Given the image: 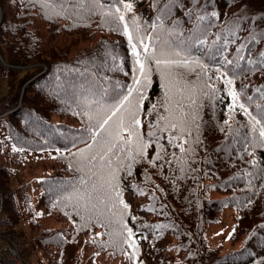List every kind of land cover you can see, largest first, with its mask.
<instances>
[{
  "label": "trees",
  "instance_id": "1",
  "mask_svg": "<svg viewBox=\"0 0 264 264\" xmlns=\"http://www.w3.org/2000/svg\"><path fill=\"white\" fill-rule=\"evenodd\" d=\"M147 1L96 0L87 5L96 7L88 18L79 10L71 11L72 0H61L63 9L58 0H0L5 12L0 23V55L14 65L6 67L5 73L32 69L26 72L27 81L45 67L49 73L26 87L21 108L10 114L17 116L10 126L16 129L17 123H23L26 130V134L16 130L19 135L13 139L21 147L15 152L19 159L30 152L51 153L56 173L40 179L39 206L53 208L57 217L73 224L31 237L29 243L46 256L55 252L54 264H80L81 255L74 249L81 244L95 250L89 264H100L95 260L98 256L122 258L127 264H264V147L252 130L260 125L254 126L239 109V103H244L259 119L264 107V0ZM124 4H130L131 10L125 11ZM109 5L121 9L127 28L122 23L114 30ZM35 9L41 11L45 38L30 31L36 24ZM97 33H102V43L75 53L45 44L61 36L90 40ZM138 36L146 37L153 49L161 47V40L169 41L189 64L162 69L150 63L146 87L141 89L143 99L135 93L131 98L139 114L140 141L146 147L140 154L137 138L124 132L132 142L134 159L125 156L115 170L119 196L112 197L101 216L73 198L80 178L86 175L80 170L82 161L90 154L88 149L95 150L89 136L96 121L85 111L88 104L95 108L97 101L115 104L135 87L137 57L132 44H137L138 51L143 47ZM141 56L146 54L141 51ZM168 72L178 73L183 83L192 82L193 91L178 84L166 88ZM2 79L0 74V85ZM139 79L144 80L143 76ZM229 79L232 85L226 83ZM205 81L210 87L202 94L200 86ZM13 87L10 97L17 102L18 87ZM230 90L238 94L234 107ZM194 95L199 107L192 104ZM17 105L11 104L6 111ZM24 109H32L25 118L35 121L19 116ZM2 111L5 107L0 103V115ZM169 137L175 138L173 143ZM7 172L0 164V192L5 197L2 221L6 229L17 233L19 223H33L32 217L37 218L39 212L21 211L16 192L3 182ZM225 208L234 211L230 243L237 245L228 251L223 245L210 246L206 236L209 219ZM128 229L132 236L124 242ZM30 244L23 253L26 258Z\"/></svg>",
  "mask_w": 264,
  "mask_h": 264
},
{
  "label": "snow or ice",
  "instance_id": "2",
  "mask_svg": "<svg viewBox=\"0 0 264 264\" xmlns=\"http://www.w3.org/2000/svg\"><path fill=\"white\" fill-rule=\"evenodd\" d=\"M35 2H39V0H35ZM58 2H61V0H58ZM95 2L96 0H72L75 7L71 11L75 13L79 10L81 15L86 13L87 17L91 18L96 11V7L89 8L87 5H94ZM119 2L120 0H117V3ZM61 8L63 9V2H61ZM123 8L125 11H130L131 5L124 4ZM108 14L110 15L111 22L116 25L114 30L121 27L122 23L125 21V16L121 14V9L114 7V5H109ZM107 22L106 20L105 23ZM127 26V23H123L124 28H127ZM128 38L130 42L133 39L131 34H129ZM136 39L143 47L138 51L137 44H132L133 55L137 57L135 61L137 75L133 76L135 87L128 89L127 93L122 98L118 99L115 104L102 105L97 101L95 108H92V105L88 104L85 111V115H88L90 120L96 121L93 126L94 130L89 136V140L94 142L93 147L95 150L93 151L91 148L88 149L90 154L82 161L83 168L80 170L86 171V175L80 178L79 186L74 191L73 198H76L78 203L83 201L84 203L81 206L85 210L98 212L101 216L108 210V203L112 200V197L115 195L118 198L119 196L114 184L115 170L119 169L125 156L134 159V157H131L130 151L132 142L125 139L124 132L127 131L129 136H135L137 138V141H139L137 147L139 148L140 154H142L143 148L146 147V144L140 141L138 134V127L140 126L139 114L138 111L131 106V98L135 93L136 96L143 99L141 89L146 87L147 77L150 72V63H154L157 67L162 69L185 68L189 64L188 58L181 57L180 53L172 48L169 41L161 40V47L153 49L150 44L146 42V37L138 36ZM141 51L145 53L146 56L142 57ZM157 53H159V55ZM105 55L111 56V53L106 52ZM192 63H198V61H192ZM140 76H143V82L139 79ZM178 76V73L168 72V83H166L165 87L168 88L172 84H178L185 90L193 91L192 82L183 83V78H178ZM197 83H199V81ZM226 83L232 85L233 81L229 79ZM209 87L210 85L205 81L200 86V93L207 94L206 90ZM229 95L233 98L234 107L238 94L230 90ZM261 98H264V90L261 91ZM209 99H211V95H209ZM252 99V97H248V100ZM192 104H197V97L195 95L192 97ZM257 106L260 107V105ZM197 107H199L198 104ZM239 109L245 115L250 116L254 126L260 125L259 128L253 127L252 130L257 132L259 145L264 147V124L261 123V121L264 120V107H261V116L259 119L257 116L248 112L244 103H239ZM88 110H91V115H89ZM229 110L231 111L232 108ZM172 127L176 128L178 125L173 124ZM174 139V137H169V143H173ZM85 143H87V141H85ZM249 143L250 146H255L251 144V141H249ZM77 154L84 156L83 152H78ZM118 154L120 155L118 156ZM157 158H159V154ZM114 165L115 169L113 167ZM128 174H130V170ZM124 207L126 208L127 205H124ZM127 233L126 237H122L124 242H127L131 238L132 230L128 229ZM229 238L232 237L230 236ZM129 246L135 247L134 244ZM129 258L131 259L132 257L130 256Z\"/></svg>",
  "mask_w": 264,
  "mask_h": 264
},
{
  "label": "rangeland",
  "instance_id": "3",
  "mask_svg": "<svg viewBox=\"0 0 264 264\" xmlns=\"http://www.w3.org/2000/svg\"><path fill=\"white\" fill-rule=\"evenodd\" d=\"M86 39L78 40L75 37L73 39L64 38L61 36L60 40L62 42L66 41V43L59 45L65 47V51L68 50L72 53H75L82 48H88L91 45H97L99 41H101L102 43V33L91 35L90 40H88V38ZM59 56H61V54ZM0 62L4 63L1 57ZM6 67L7 65H4L3 68L0 69L1 78H3V81L0 85V103L3 107H6L5 105L8 103L7 108L13 103L19 104V106H21L22 96L25 92V89L26 87L31 86V80L27 81L26 76L27 74L32 72L30 71L32 69L26 71L20 70L5 73L6 71H4V69ZM28 71L30 72L26 73ZM8 81L11 83V85H16L18 87L16 88L17 97H19V99H17V102H14V98L10 97V94L14 87L9 86L10 83H8ZM17 82L20 83L17 85ZM3 84H6V86H4ZM4 101L7 103H5ZM14 109L16 110L18 108L15 107ZM2 114L3 113H1V115ZM15 118H17V116L11 117V115L7 112H5V117L1 116L2 121H0V164H3L4 168L8 170L7 177L3 178V182L11 190L16 192L15 197H17L20 206L23 207L21 208V211H24V213L26 214L28 213L29 209H31L33 212H39V216L37 218L32 217L33 223L27 221L23 222L21 225L20 223L17 225V228H20L17 229L18 232L15 235L18 236L21 242L24 244L23 250H26L27 246L30 244L29 240H31V237H33V239H36L47 234L49 231L54 232L56 230L69 229L73 224L68 220H63L57 217L55 213L56 211H54L53 208H50V210H45L44 208L39 206V199L42 193V188L40 187L39 181L42 177L56 173L52 170V167L54 168V162L51 157V153H49L48 151H44L42 154L40 152H30L28 155L23 156L21 159L17 158L19 155L15 152V150H17V148L21 146L19 142L14 141L13 138L19 135L17 131H25L26 134V130L23 129V127H25L23 123L20 126L17 123L16 129L10 126L11 123H16ZM67 118L68 117H62L63 120H67ZM18 120L20 119L18 118ZM12 134H14L15 136H13ZM42 169H45V171L43 173H39V171ZM128 199L132 203L135 202V199L132 195H129ZM214 216V220L209 219V222H207L206 236L209 245L212 247L223 245L224 249L227 251L236 247L237 245L235 243H230L231 238H229L231 236L234 225V211L231 208H225L219 214H216ZM1 225L4 226L2 220ZM5 231L10 232L6 228ZM30 247L31 252L28 258L30 259L31 264H54V262L52 261L55 258V252H53L51 256L47 255L49 257L48 259L42 251L37 250L35 247H33V245L31 246V244ZM51 249L54 251H58V249H56L55 247H52ZM76 249L78 250V255H81L80 264H89L88 261L91 260V257L95 252L94 248L90 247L87 244H81L79 247L75 246L74 251H76ZM95 260L100 264H127L122 258L111 259L104 256H98Z\"/></svg>",
  "mask_w": 264,
  "mask_h": 264
},
{
  "label": "bare ground",
  "instance_id": "4",
  "mask_svg": "<svg viewBox=\"0 0 264 264\" xmlns=\"http://www.w3.org/2000/svg\"><path fill=\"white\" fill-rule=\"evenodd\" d=\"M14 5H15V7H16V6H18V3H15ZM39 11H40V9H39ZM39 11L35 9L36 24H35L34 27L31 28L30 31H32V33H34V35H36L37 37L45 38V35L42 33V27H43V24H42V22L39 20V16H40V14H41V11H40V12H39ZM4 16H5V12H4L3 7H2L1 4H0V23H1V20H2V21L4 20ZM60 39H61V37H58V38H55V39H47V40L45 41V44H50V43H51L52 45L58 46V45L61 44V42H62ZM0 57H1L2 61L4 62V63H1V62H0V68H3L4 65H7V67H12V66H14V65L10 64L7 60H4V59L2 58L1 55H0ZM1 65H2V66H1ZM46 74H49V73H48V69L45 67V68L42 69L39 73L36 74V77L30 79V80H31L30 83H31L35 78H37L38 76L46 75ZM2 81H3V80H1V82H2ZM51 81H52V79H50L49 82H51ZM8 83H9V81H8ZM3 85L6 86V84H3ZM4 102H5V101H4ZM5 103H7V102H5ZM7 104H8V103H7ZM7 104L5 105L6 107H7ZM6 107H5V111H2L3 114L0 115V117H1V116H2V117H5V112H7L8 114H12L13 112L16 111L14 108H12L10 111H6ZM17 108L20 109L21 106H19V104H18V105H17ZM31 111H32V109H24V110H22L21 112H19V116L22 117V118L28 117L29 114L31 113ZM37 116L41 117L40 114H37ZM25 119H26L28 122L35 121L33 117H31V118H25ZM41 121H42V119H41ZM44 171H45V169H42V170L39 171V173H43ZM0 196H1V198L4 200V207H3L2 214H1V209H0V214H1V216H0V223H1V220H3V217H4V215H3V214H4V211H5V197H4V194L1 193V192H0ZM40 215H41V214H40ZM38 216H39V214L37 215V217H38ZM2 227H3V229H5V227H4L3 225L1 226V224H0V229H1ZM10 233H11V234H15V232H13V231H10ZM0 234H1L2 236H4V237L9 236V233L6 232V231H4V230H2V229L0 230Z\"/></svg>",
  "mask_w": 264,
  "mask_h": 264
},
{
  "label": "built area",
  "instance_id": "5",
  "mask_svg": "<svg viewBox=\"0 0 264 264\" xmlns=\"http://www.w3.org/2000/svg\"><path fill=\"white\" fill-rule=\"evenodd\" d=\"M3 207L4 200L0 196L1 214ZM1 229L5 231L3 227ZM8 233L9 236L7 237L0 234V264H29V262L22 256L21 241L14 234H11L10 232Z\"/></svg>",
  "mask_w": 264,
  "mask_h": 264
}]
</instances>
